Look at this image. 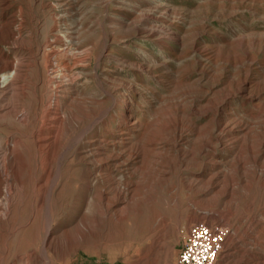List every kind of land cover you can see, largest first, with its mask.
<instances>
[{
    "label": "rangeland",
    "instance_id": "rangeland-1",
    "mask_svg": "<svg viewBox=\"0 0 264 264\" xmlns=\"http://www.w3.org/2000/svg\"><path fill=\"white\" fill-rule=\"evenodd\" d=\"M9 1L11 8L4 11L0 0V29L6 21H13L11 29L16 34L21 31L23 43L38 52L39 60L48 40L56 33L66 34L70 42L67 46L51 44L45 51H58L56 80L66 73L62 67L67 63L68 74L77 78V86L85 95L100 96L105 90L130 87L133 112L142 125L156 123L160 127L171 122L177 110L183 108L188 113L194 98L205 100L203 91L212 99H219L216 88L211 91L209 86H223L227 77V66L222 62L227 50L225 40L247 32L264 33V0H124V4L120 3L123 0ZM140 23L166 29L176 41H165L166 48L165 44H154L136 32ZM212 49L216 60L210 63L206 53H212ZM258 61L262 62L261 56ZM255 67L260 69H255L258 76L252 91L264 83V69ZM35 75L33 71L30 76ZM44 93L42 90L38 96ZM229 111L236 120L244 122L250 119L249 115L260 112V105L237 103ZM191 120L203 134L212 126L208 118ZM260 122L254 123L253 133L243 140L235 156L225 151L219 157L215 151L218 161L224 164L225 181L221 188L207 196L198 194V187L192 182L200 178L205 159L197 163L189 155L197 152L205 135L198 141L193 138L182 148L184 158L178 156L184 165L161 184L158 205L153 210L142 204L143 188L131 200L126 225L114 216L105 218L101 211H91L85 223L89 234L81 226L60 237L62 263L176 264L189 226L204 223L229 230L216 264H264V159L256 158L258 136L264 131ZM160 160L176 164V151ZM185 165L192 168L186 170ZM244 173L252 180L240 182ZM227 184L233 187L225 195ZM23 186L32 200L33 183L26 181ZM71 193L68 188V206ZM57 200L54 198L53 204ZM138 204L141 206L136 216L132 212ZM63 212L67 216L70 209ZM2 228L0 225V264H6V250L15 251L21 243L12 245L3 236ZM55 262L51 257L50 264Z\"/></svg>",
    "mask_w": 264,
    "mask_h": 264
},
{
    "label": "bare ground",
    "instance_id": "bare-ground-1",
    "mask_svg": "<svg viewBox=\"0 0 264 264\" xmlns=\"http://www.w3.org/2000/svg\"><path fill=\"white\" fill-rule=\"evenodd\" d=\"M3 3L4 11L11 8L9 0ZM12 24L6 21L0 29V225L6 240L21 245L12 252L6 250V264H50L51 257L56 260L54 264H63L58 245L61 236L81 226L87 228L85 223L93 210L126 225L131 200L143 188L142 204L153 210L161 184L184 165L178 159L184 158L183 146L202 135L197 152L189 156L197 163L205 159V166L192 183L199 195L211 194L225 181L224 164L215 151L219 157L225 151L235 156L243 140L253 133L254 123L264 124V83L252 91L258 76L255 69H260L255 66L264 69V33L247 32L225 40L222 62L227 66V77L223 86H209L211 91L216 88L220 98L214 100L203 91L204 101L194 98L188 113L183 108L177 110L171 122L158 127L156 123L142 125L135 117L128 86L105 90L100 96L85 95L77 86V78L68 74L67 63L62 67L66 73L56 80L58 51H45L51 44L67 46L66 34L56 33L48 40L39 60L38 52L23 43L21 31L16 34ZM136 32L154 44L176 41L157 26L140 23ZM213 51L206 53L207 62L216 60ZM33 71L35 78L30 76ZM42 90L46 96H38ZM237 103H258L260 112L249 115L248 121L236 120L229 109ZM191 117L208 118L212 126L203 134ZM258 138L259 160L264 159V131ZM173 151L176 164L160 160ZM184 167L188 170L192 165ZM249 180V174L240 177V182ZM26 181L33 183L32 200L23 190ZM232 187L227 184L224 194ZM66 188L72 190L69 206ZM54 198L58 200L53 204ZM140 206L133 215L139 214ZM66 208L70 209L67 216L63 212ZM86 230L88 233L89 228Z\"/></svg>",
    "mask_w": 264,
    "mask_h": 264
},
{
    "label": "built area",
    "instance_id": "built-area-1",
    "mask_svg": "<svg viewBox=\"0 0 264 264\" xmlns=\"http://www.w3.org/2000/svg\"><path fill=\"white\" fill-rule=\"evenodd\" d=\"M229 230L220 225L195 223L182 241L176 264H216Z\"/></svg>",
    "mask_w": 264,
    "mask_h": 264
}]
</instances>
